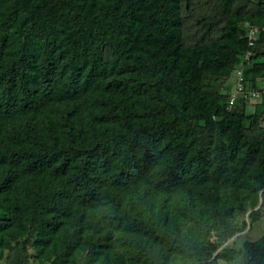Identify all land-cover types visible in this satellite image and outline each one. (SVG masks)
<instances>
[{
  "label": "trees",
  "instance_id": "1",
  "mask_svg": "<svg viewBox=\"0 0 264 264\" xmlns=\"http://www.w3.org/2000/svg\"><path fill=\"white\" fill-rule=\"evenodd\" d=\"M68 1L0 0V118L26 119L24 140L15 130L0 147V248L34 228L37 244L53 250L51 264H77L81 251L83 264H167L171 253L184 251L166 233L242 210L248 195L264 190V165L237 181L243 171L235 161L247 162L256 151L242 135V107H210L200 84L205 71L223 73V49L235 43L243 56L251 50L253 70L264 71V32L249 48L239 30L243 20L235 17L219 42L190 48L182 41L180 0H73V9ZM261 4L248 26H264ZM246 70L245 85L255 88ZM96 94L122 103L148 95L155 105L148 121L134 124L109 104L92 118L119 120V128L100 133L91 126L38 128L36 118L53 105ZM216 117L220 139L203 148L196 128ZM249 119H264V106L255 104ZM29 176L42 181L20 184ZM45 176L52 180L43 182ZM122 191H131L126 203ZM250 219L256 222L258 213ZM181 241L192 252L210 251L204 239ZM145 242L166 249L161 261L150 257ZM24 250L17 243L9 264H22ZM215 259L264 264V235Z\"/></svg>",
  "mask_w": 264,
  "mask_h": 264
},
{
  "label": "rangeland",
  "instance_id": "2",
  "mask_svg": "<svg viewBox=\"0 0 264 264\" xmlns=\"http://www.w3.org/2000/svg\"><path fill=\"white\" fill-rule=\"evenodd\" d=\"M263 0H180V17L182 20L181 36L184 46L197 48L199 46L210 43H217L221 40L223 28L228 25L235 17L242 18L239 25V30L246 29L252 19H255V14L262 8ZM67 7L73 9L75 1H68ZM240 38V37H239ZM235 40V39H234ZM240 44L235 43L234 48H224V63L225 70L221 74L205 71L200 79L201 90L205 95V99L210 107L216 108L222 105H228V99L232 92L234 83V71L245 67L246 77L250 79L255 77L256 87L253 88L251 82L247 81L248 89L257 90L260 93V98L248 102L237 100L236 105L242 107L244 115L247 117L244 121L243 136L250 141L256 151L253 156L246 162L242 160L235 161V165L242 169V173L237 176L239 179L245 178L248 180L252 169L264 165V119H249L254 113L255 104L264 106V71L253 70V65L256 61H244L241 54ZM97 99H101L104 104H101ZM97 100V101H96ZM84 101V102H83ZM106 103V104H105ZM116 104L117 111L128 115V118L134 124L146 122L149 120L147 112L155 105V102L148 95L139 96L137 98L120 102L115 96L108 97L96 94V99L73 100L70 102H59L47 109L44 114L37 117V125L39 129H46L47 125L53 124L55 128L62 130L76 129L81 126L83 128L95 127L97 133L103 130H110L112 127L119 128L117 120L115 123L100 124L94 120V114L100 115L106 113L110 109V105ZM235 107V106H234ZM117 119V118H116ZM24 118L6 120L0 118V147L4 143H11L9 140L13 131L19 132V140H24V134L21 132L25 123ZM219 121L216 117L213 119V125L201 123L196 128V136L199 145L203 148L212 149L218 143L221 133L215 127V123ZM91 136V135H88ZM213 151V150H212ZM12 170H16L13 166ZM49 176L44 177L43 182L51 181ZM20 184H37L42 181L38 177H22ZM212 184V182H210ZM237 191L246 194V191L238 185V182L233 184ZM195 197L198 196L199 188L194 190ZM129 192H121L123 203H126ZM179 197L184 196L179 192ZM158 198L166 197L165 195L157 194ZM174 200L175 197L170 198ZM199 201V198H197ZM258 213V220L252 222L250 214ZM4 214L0 211V220L4 219ZM233 232V236L226 239V233ZM166 238L173 242V245H179L184 253H171L167 264H240L238 259L232 263H226L222 260L215 261V257L223 249H240L244 241H257L264 235V190H261L257 195H248V199L243 203L242 210H234L227 214L220 211L218 215L207 221H186L178 233H166ZM204 239L210 245V251L204 252L200 250L190 251L181 239ZM37 232L31 228L25 237L16 242H9L5 247L0 248V264H9L12 256V251L17 243H23L25 250L23 254L22 264H51L54 260V254L51 247H43L37 244ZM148 248L150 257L155 261H161L166 249L159 244L145 242ZM84 251H81L77 264H83Z\"/></svg>",
  "mask_w": 264,
  "mask_h": 264
},
{
  "label": "built area",
  "instance_id": "3",
  "mask_svg": "<svg viewBox=\"0 0 264 264\" xmlns=\"http://www.w3.org/2000/svg\"><path fill=\"white\" fill-rule=\"evenodd\" d=\"M246 37L248 42V47L253 48L255 46L256 40L260 32H264L263 27L248 26L245 29ZM252 56V52L249 49L243 56L244 61H248ZM245 67L235 69L234 71V83L232 86V92L228 99L227 110H232L237 103V100H243V102H248L252 100H257L260 98V93L257 90L248 89L245 85L244 78Z\"/></svg>",
  "mask_w": 264,
  "mask_h": 264
}]
</instances>
